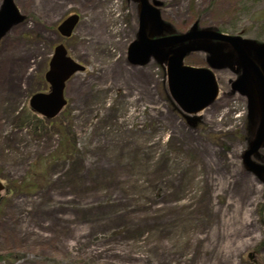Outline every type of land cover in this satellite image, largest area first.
<instances>
[{
  "label": "rangeland",
  "instance_id": "rangeland-1",
  "mask_svg": "<svg viewBox=\"0 0 264 264\" xmlns=\"http://www.w3.org/2000/svg\"><path fill=\"white\" fill-rule=\"evenodd\" d=\"M152 1L174 35L197 27L264 44V0ZM15 3L24 23L0 41V264H264V177L244 163L257 118L231 66L213 69L216 99L186 114L167 63L129 61L135 0ZM73 14L74 33L59 38ZM59 43L85 70L60 116L34 118L29 100L49 92ZM210 58L201 49L185 64ZM7 70L16 91L1 84ZM252 160L264 166V145Z\"/></svg>",
  "mask_w": 264,
  "mask_h": 264
},
{
  "label": "water",
  "instance_id": "water-1",
  "mask_svg": "<svg viewBox=\"0 0 264 264\" xmlns=\"http://www.w3.org/2000/svg\"><path fill=\"white\" fill-rule=\"evenodd\" d=\"M141 3L140 31L138 41L129 48V60L133 65H144L152 56L161 57V61L168 62V83L170 93L186 114H195L211 104L218 94V84L214 74L205 68L184 65L185 56L193 48L180 47L175 51L164 54V49L193 40L223 41L235 50L238 60L243 67V74L235 82L234 88L249 98L251 114H258L259 122L256 133L249 149L244 153L245 165L258 174L264 176V166L254 163L252 156L264 145V44L255 45L239 37L229 36L209 29H197L182 35H173L161 39H150L146 29L148 23L157 26L158 32L163 31V21L160 11L148 0H138ZM23 20L13 0H4L0 11V38L16 23ZM79 20L78 15L67 18L59 27L63 36L70 37ZM251 51L255 52L254 60ZM255 60L258 62H255ZM85 67L67 57L63 45L55 49L50 62V69L46 80L50 84L49 93H38L30 99L31 109L48 119L56 117L66 105L64 90L66 82L73 74L84 71ZM4 189L0 182V191Z\"/></svg>",
  "mask_w": 264,
  "mask_h": 264
},
{
  "label": "flooded vegetation",
  "instance_id": "flooded-vegetation-1",
  "mask_svg": "<svg viewBox=\"0 0 264 264\" xmlns=\"http://www.w3.org/2000/svg\"><path fill=\"white\" fill-rule=\"evenodd\" d=\"M135 3L139 6V9H140V5H141L140 2L135 0ZM150 26L151 27L148 30L151 34V37L155 38L156 37V35H154L155 29L152 27L153 25L150 24ZM11 30L8 32L10 33ZM57 35L59 38H63L59 34H57ZM167 35H170V34L164 32L161 36H167ZM65 40H68V39H65ZM192 43H196L195 46L197 45L198 47L205 48L206 50H208V47H207L208 41H206V40H196V41H192L191 44ZM209 43H210L209 46L214 48V53H215L216 57H217V55H219V57H222L223 59L226 60V61L220 62L219 59L217 60L216 58H212L211 62L214 63L215 66H219L222 63L225 64L222 67L227 66L230 68V66H231L232 69L231 68L230 69L233 70L234 72H236L238 75H240L241 72L243 71V69H242V66L238 63V61H234L236 58V56H235L236 54H235V50L233 49V47L230 44L225 43V42H211L210 41ZM218 68H220V67H218Z\"/></svg>",
  "mask_w": 264,
  "mask_h": 264
},
{
  "label": "bare ground",
  "instance_id": "bare-ground-1",
  "mask_svg": "<svg viewBox=\"0 0 264 264\" xmlns=\"http://www.w3.org/2000/svg\"><path fill=\"white\" fill-rule=\"evenodd\" d=\"M10 68H13L12 64L10 65ZM12 72H13V70H9V71L7 70L6 71V76L3 77L5 79L3 80V82H1L3 87L6 86V85L9 86V90L11 92L16 91V89H17L16 83H15V78L10 77ZM1 81H2V79H1ZM9 90H8V92H9Z\"/></svg>",
  "mask_w": 264,
  "mask_h": 264
},
{
  "label": "trees",
  "instance_id": "trees-1",
  "mask_svg": "<svg viewBox=\"0 0 264 264\" xmlns=\"http://www.w3.org/2000/svg\"><path fill=\"white\" fill-rule=\"evenodd\" d=\"M32 116H33L34 118L36 117V116H34V114H32ZM33 186H34V184L31 185L30 188H32ZM0 259L3 260V257H0ZM4 260L9 261V259H8L7 257H5Z\"/></svg>",
  "mask_w": 264,
  "mask_h": 264
}]
</instances>
